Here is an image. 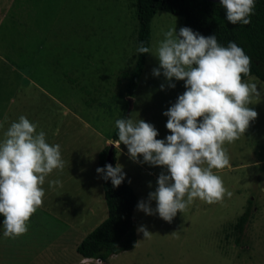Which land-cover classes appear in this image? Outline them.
Listing matches in <instances>:
<instances>
[{"label": "rangeland", "instance_id": "1", "mask_svg": "<svg viewBox=\"0 0 264 264\" xmlns=\"http://www.w3.org/2000/svg\"><path fill=\"white\" fill-rule=\"evenodd\" d=\"M175 26L179 33L184 19L168 12L153 18L151 51L127 109L128 118L153 125L165 142L171 132L164 113L186 88L175 79L170 87L162 70L156 77L159 60L153 55L163 33ZM137 30L133 0H0V138L25 116L37 133L45 132L47 143L60 145L64 161L62 171L46 177L43 205L27 233L8 238L0 226V264H80L77 246L107 218L96 170L129 103L126 84L137 57ZM11 66L24 73H11ZM244 82L255 83L261 93L249 105L258 116L240 139L224 144L231 167L213 170L232 196L213 204L197 198L171 222L155 212V201L151 216L137 207L136 249L110 257L107 264H264V83L253 76ZM124 152L129 155L121 144L116 162L138 204L147 203L161 173H170ZM52 180L61 183L50 187ZM249 201L252 217L239 235L234 226ZM50 207L76 211V217L59 218ZM142 226L152 233L150 239L138 232Z\"/></svg>", "mask_w": 264, "mask_h": 264}, {"label": "clouds", "instance_id": "2", "mask_svg": "<svg viewBox=\"0 0 264 264\" xmlns=\"http://www.w3.org/2000/svg\"><path fill=\"white\" fill-rule=\"evenodd\" d=\"M255 2L221 0V6L229 23L246 26L251 24ZM163 36L153 55L159 60V69L153 74L159 77L162 70L170 87L175 88L171 83L175 79L184 81L186 88L164 113L171 135L165 142L157 139L158 131L144 120L118 119V139L113 145L116 149L125 145L135 162L142 156L144 163L167 169L170 174L161 173L148 202L141 201L137 207L151 216V202L155 201V212L171 222L197 198L213 204L222 202L225 195L232 196L213 170L231 167L224 144L240 139L257 118L258 113L249 105L259 100L261 93L255 83L242 80L250 75L251 58L235 42L223 47L216 35L204 37L187 27L177 33L176 26ZM137 51L149 54L151 50L141 43ZM36 129V124L20 116L0 142V215L4 217L3 235L12 239L27 233L31 217L43 205L46 177L64 168L60 145H50L45 132L37 133ZM96 171L117 188L126 178L119 164ZM60 183L52 180L49 186ZM138 232L145 239L152 236L146 226Z\"/></svg>", "mask_w": 264, "mask_h": 264}, {"label": "trees", "instance_id": "3", "mask_svg": "<svg viewBox=\"0 0 264 264\" xmlns=\"http://www.w3.org/2000/svg\"><path fill=\"white\" fill-rule=\"evenodd\" d=\"M136 4L138 20L137 49L141 45L150 48L151 23L158 12H168L184 19V27L204 37L217 36L218 43L227 47L235 42L246 55L251 58L250 75L264 83V0L255 2L254 14L250 17L251 24L246 26L232 25L227 21L226 10L221 3L204 0H133ZM149 54H140L127 80L126 91L130 97L136 93L144 72ZM126 111L122 119L128 118ZM112 139H118L116 128ZM110 146H106L99 154V168H104ZM117 149H114L116 155ZM114 155L113 167H116ZM104 199L108 210L107 218L94 230L87 234L77 246V253L83 258L107 260L113 255L135 249L137 245V225L134 211L138 206V198L129 181L125 178L121 186L114 187L111 180L105 181L101 175ZM253 202L249 201L243 214L234 226L235 231L242 235L252 217ZM4 217L0 215V226Z\"/></svg>", "mask_w": 264, "mask_h": 264}, {"label": "crops", "instance_id": "4", "mask_svg": "<svg viewBox=\"0 0 264 264\" xmlns=\"http://www.w3.org/2000/svg\"><path fill=\"white\" fill-rule=\"evenodd\" d=\"M6 72V71H5ZM10 72L11 73H14V74H21V73H24V69H20V68H17L16 66H11V69H10ZM4 134L1 135V138H0V142H2L4 140ZM125 153V152H124ZM127 154V153H125ZM128 155V154H127ZM128 157L130 158V156L128 155ZM131 159V158H130ZM116 166H117V162H116ZM98 168H99V158H98ZM125 173V172H124ZM101 179V178H100ZM127 179V177H126ZM128 180V179H127ZM129 181V180H128ZM130 183V181H129ZM102 185V184H101ZM131 185V183H130ZM132 187V186H131ZM133 188V187H132ZM135 192V191H134ZM41 208V207H39ZM51 211H53V213H55L54 215L59 217V218H63V219H69V218H74L76 217V211H73V210H63V211H55L56 208H51ZM137 209V208H136ZM136 220V219H134ZM136 222V221H135ZM137 225V224H136ZM87 236V235H86ZM85 236V237H86ZM83 241V240H82ZM81 241V242H82ZM80 242V243H81ZM137 245H138V233H137ZM136 245V247H137ZM135 247V249H136ZM134 250V249H133ZM131 250V251H133ZM127 252H130V251H127ZM127 252H123V253H127ZM122 254V253H121ZM120 254L118 255H113L111 256V258H117V256H119ZM81 257V256H80ZM107 261L108 260H101V261H96V260H89L87 258H83L81 257V261H80V264H107Z\"/></svg>", "mask_w": 264, "mask_h": 264}, {"label": "water", "instance_id": "5", "mask_svg": "<svg viewBox=\"0 0 264 264\" xmlns=\"http://www.w3.org/2000/svg\"><path fill=\"white\" fill-rule=\"evenodd\" d=\"M204 1H209V2H213V3H221V0H204ZM257 1V0H256ZM129 103H128V112L132 109L133 107V98L132 97H129ZM127 112V114H128ZM114 148L115 146L114 145H111L110 146V149L108 151V155H107V158H106V164H111L113 166V161H114Z\"/></svg>", "mask_w": 264, "mask_h": 264}, {"label": "built area", "instance_id": "6", "mask_svg": "<svg viewBox=\"0 0 264 264\" xmlns=\"http://www.w3.org/2000/svg\"><path fill=\"white\" fill-rule=\"evenodd\" d=\"M89 260H96V261H101V259H91V258H87Z\"/></svg>", "mask_w": 264, "mask_h": 264}]
</instances>
